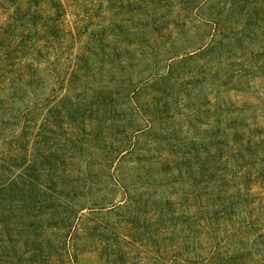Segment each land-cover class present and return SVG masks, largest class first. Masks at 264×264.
Masks as SVG:
<instances>
[{
  "label": "rangeland",
  "instance_id": "obj_1",
  "mask_svg": "<svg viewBox=\"0 0 264 264\" xmlns=\"http://www.w3.org/2000/svg\"><path fill=\"white\" fill-rule=\"evenodd\" d=\"M0 264H264V0H0Z\"/></svg>",
  "mask_w": 264,
  "mask_h": 264
}]
</instances>
